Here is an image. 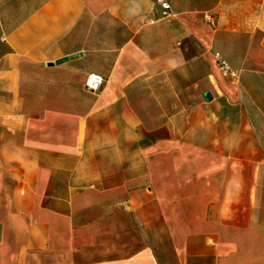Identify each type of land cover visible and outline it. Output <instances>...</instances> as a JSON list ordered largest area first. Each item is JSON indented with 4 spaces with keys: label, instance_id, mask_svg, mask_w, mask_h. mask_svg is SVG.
Listing matches in <instances>:
<instances>
[{
    "label": "crops",
    "instance_id": "0c3cea01",
    "mask_svg": "<svg viewBox=\"0 0 264 264\" xmlns=\"http://www.w3.org/2000/svg\"><path fill=\"white\" fill-rule=\"evenodd\" d=\"M160 1L0 0V264H264V0Z\"/></svg>",
    "mask_w": 264,
    "mask_h": 264
},
{
    "label": "built area",
    "instance_id": "2783aa9c",
    "mask_svg": "<svg viewBox=\"0 0 264 264\" xmlns=\"http://www.w3.org/2000/svg\"><path fill=\"white\" fill-rule=\"evenodd\" d=\"M161 3V6L164 10L168 9V5L166 3L161 2L160 0H156ZM206 20L209 22L211 19L207 17ZM216 65L219 71L226 77L235 78V72L231 69L229 64L222 60L218 55H215ZM104 84V79L98 75L90 74L87 75L84 88L90 92H98Z\"/></svg>",
    "mask_w": 264,
    "mask_h": 264
},
{
    "label": "water",
    "instance_id": "95a60500",
    "mask_svg": "<svg viewBox=\"0 0 264 264\" xmlns=\"http://www.w3.org/2000/svg\"><path fill=\"white\" fill-rule=\"evenodd\" d=\"M204 98L208 99L209 98V95L207 93L204 94Z\"/></svg>",
    "mask_w": 264,
    "mask_h": 264
}]
</instances>
